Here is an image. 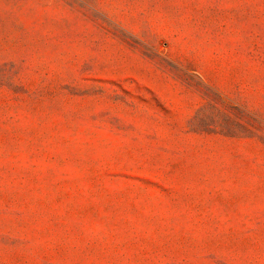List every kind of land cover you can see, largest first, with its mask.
Masks as SVG:
<instances>
[{
    "label": "rangeland",
    "instance_id": "374dc122",
    "mask_svg": "<svg viewBox=\"0 0 264 264\" xmlns=\"http://www.w3.org/2000/svg\"><path fill=\"white\" fill-rule=\"evenodd\" d=\"M0 264H264V0H0Z\"/></svg>",
    "mask_w": 264,
    "mask_h": 264
}]
</instances>
